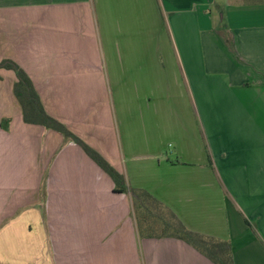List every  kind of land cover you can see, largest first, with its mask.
Instances as JSON below:
<instances>
[{
  "label": "crops",
  "instance_id": "0c3cea01",
  "mask_svg": "<svg viewBox=\"0 0 264 264\" xmlns=\"http://www.w3.org/2000/svg\"><path fill=\"white\" fill-rule=\"evenodd\" d=\"M189 231L264 264V0H0V63ZM0 69V264H212L140 239L126 194L26 124Z\"/></svg>",
  "mask_w": 264,
  "mask_h": 264
},
{
  "label": "trees",
  "instance_id": "16d2710c",
  "mask_svg": "<svg viewBox=\"0 0 264 264\" xmlns=\"http://www.w3.org/2000/svg\"><path fill=\"white\" fill-rule=\"evenodd\" d=\"M0 69L12 71L16 76L13 94L22 111L26 124L38 125L61 135L65 142L76 145L114 185V193L128 195L136 231L140 239L172 238L189 245L212 264H233L229 242L206 237L187 230L177 217L150 193L130 187L97 151L70 132L63 124L49 116L27 74L13 61L4 60Z\"/></svg>",
  "mask_w": 264,
  "mask_h": 264
},
{
  "label": "rangeland",
  "instance_id": "374dc122",
  "mask_svg": "<svg viewBox=\"0 0 264 264\" xmlns=\"http://www.w3.org/2000/svg\"><path fill=\"white\" fill-rule=\"evenodd\" d=\"M10 74L13 76V73L12 72Z\"/></svg>",
  "mask_w": 264,
  "mask_h": 264
}]
</instances>
